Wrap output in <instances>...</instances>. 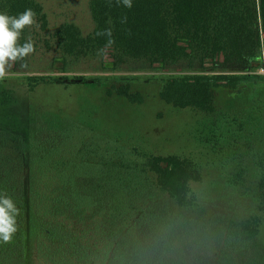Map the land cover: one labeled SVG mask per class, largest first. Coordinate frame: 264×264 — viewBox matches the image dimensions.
<instances>
[{
  "label": "trees",
  "instance_id": "16d2710c",
  "mask_svg": "<svg viewBox=\"0 0 264 264\" xmlns=\"http://www.w3.org/2000/svg\"><path fill=\"white\" fill-rule=\"evenodd\" d=\"M28 8L46 28L37 0H0V14L17 16ZM89 9L92 33L64 23L52 34L62 53L53 60L55 71L65 72L67 57L98 52L109 69L131 62L162 70L179 61L197 63L202 71L163 79L159 97L210 114L215 89L236 90L262 76L264 0H132L131 8L122 0H90ZM108 29L110 37L98 35ZM26 58L8 70H18ZM73 79L89 81L28 76L26 83L32 90L41 83L67 87ZM113 94L144 101L128 83L108 88ZM67 121L32 109L25 137L0 130V195L19 209L16 232L0 240V264H264V152L248 169L256 208L243 218L211 214L192 189L202 179L192 159L129 149ZM240 166L228 180L233 187L244 181Z\"/></svg>",
  "mask_w": 264,
  "mask_h": 264
},
{
  "label": "rangeland",
  "instance_id": "374dc122",
  "mask_svg": "<svg viewBox=\"0 0 264 264\" xmlns=\"http://www.w3.org/2000/svg\"><path fill=\"white\" fill-rule=\"evenodd\" d=\"M37 1L43 6L47 26L42 28L36 20L27 37L33 43V53L18 70H8L7 77L0 80V130L25 137L32 109L54 112L68 123L129 149L192 159L202 173L192 189L208 213L243 218L256 208V184L248 169L254 155L264 152V75L236 90L215 89L216 111L210 114L175 108L159 97L163 79L202 71L197 63L179 61L162 70L150 63L131 62L109 69L98 52L85 58L67 57L65 72L55 71L53 60L62 53L52 34L64 23L75 24L82 35L92 33L90 0ZM28 76L89 81L73 79L67 87L41 83L31 90ZM93 78L104 84L92 83ZM127 83L132 92L144 96L143 103L107 95L108 88ZM240 164L246 169L244 181L233 187L228 180L242 169Z\"/></svg>",
  "mask_w": 264,
  "mask_h": 264
},
{
  "label": "clouds",
  "instance_id": "9594fccd",
  "mask_svg": "<svg viewBox=\"0 0 264 264\" xmlns=\"http://www.w3.org/2000/svg\"><path fill=\"white\" fill-rule=\"evenodd\" d=\"M121 0H117L119 4ZM127 8L132 7V0H122ZM36 13L31 9H25L17 16L0 14V80L8 75V69L13 64L24 60L34 51L33 43L28 40L22 45L19 43L21 34L26 27H31L36 23ZM123 22V21H122ZM98 35L111 36V30H105ZM112 41L109 40V44ZM19 209L16 207L11 197L0 195V240L8 242L16 232V217Z\"/></svg>",
  "mask_w": 264,
  "mask_h": 264
},
{
  "label": "built area",
  "instance_id": "2783aa9c",
  "mask_svg": "<svg viewBox=\"0 0 264 264\" xmlns=\"http://www.w3.org/2000/svg\"><path fill=\"white\" fill-rule=\"evenodd\" d=\"M257 73L264 75V65L257 70Z\"/></svg>",
  "mask_w": 264,
  "mask_h": 264
}]
</instances>
